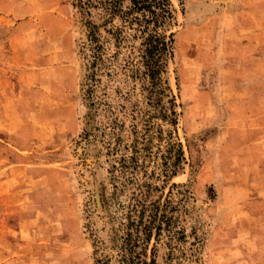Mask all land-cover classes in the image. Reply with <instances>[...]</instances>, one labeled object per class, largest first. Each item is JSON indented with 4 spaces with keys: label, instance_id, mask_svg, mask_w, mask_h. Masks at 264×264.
Wrapping results in <instances>:
<instances>
[{
    "label": "rangeland",
    "instance_id": "374dc122",
    "mask_svg": "<svg viewBox=\"0 0 264 264\" xmlns=\"http://www.w3.org/2000/svg\"><path fill=\"white\" fill-rule=\"evenodd\" d=\"M170 1L148 61L129 0L92 42L73 0H11L0 264H264V0Z\"/></svg>",
    "mask_w": 264,
    "mask_h": 264
},
{
    "label": "trees",
    "instance_id": "16d2710c",
    "mask_svg": "<svg viewBox=\"0 0 264 264\" xmlns=\"http://www.w3.org/2000/svg\"><path fill=\"white\" fill-rule=\"evenodd\" d=\"M121 0H73V4L82 14L85 15L87 24V37L90 42L96 39V26L91 24L88 16L91 15L90 8L95 6L103 7L110 15H115L119 11L118 3ZM130 12H127L124 17L128 22L138 23L143 27V31H147L149 25H152L153 32L148 33L145 37L144 56L147 60L153 57L154 53H162L169 48V42L164 39L158 32L157 28L161 27L166 19L172 17V3L170 0H129ZM117 3V4H116ZM134 12H140V16L131 15ZM130 15V16H129ZM150 57V58H149ZM147 61V64H149ZM151 62V61H150ZM151 68V67H150ZM154 67L150 69L149 74H154Z\"/></svg>",
    "mask_w": 264,
    "mask_h": 264
},
{
    "label": "crops",
    "instance_id": "0c3cea01",
    "mask_svg": "<svg viewBox=\"0 0 264 264\" xmlns=\"http://www.w3.org/2000/svg\"><path fill=\"white\" fill-rule=\"evenodd\" d=\"M14 18L18 17L12 12L11 0H0V72L24 65L30 53V34L23 30V23Z\"/></svg>",
    "mask_w": 264,
    "mask_h": 264
}]
</instances>
